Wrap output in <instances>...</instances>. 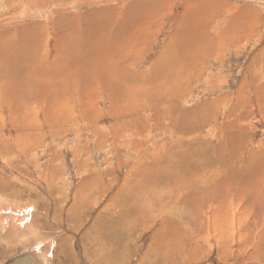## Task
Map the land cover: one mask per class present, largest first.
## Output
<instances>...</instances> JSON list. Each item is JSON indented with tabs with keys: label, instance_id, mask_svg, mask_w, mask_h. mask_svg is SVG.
Here are the masks:
<instances>
[{
	"label": "rangeland",
	"instance_id": "374dc122",
	"mask_svg": "<svg viewBox=\"0 0 264 264\" xmlns=\"http://www.w3.org/2000/svg\"><path fill=\"white\" fill-rule=\"evenodd\" d=\"M190 263L264 264V0H0V264Z\"/></svg>",
	"mask_w": 264,
	"mask_h": 264
},
{
	"label": "bare ground",
	"instance_id": "6f19581e",
	"mask_svg": "<svg viewBox=\"0 0 264 264\" xmlns=\"http://www.w3.org/2000/svg\"><path fill=\"white\" fill-rule=\"evenodd\" d=\"M132 50V49H131ZM131 54H132V51H129ZM134 62V61H133ZM153 64V63H152ZM106 68V67H105ZM105 70V69H104ZM110 72V71H109ZM111 75H112V73H110ZM109 75V74H108ZM106 76V75H105ZM108 80V79H107ZM102 84H103V86L104 85H110V83H108L107 81H106V79H102ZM8 91V90H7ZM132 91V90H131ZM105 92V91H104ZM84 94H86V92H84ZM90 94H88L87 96H83V95H81V100L83 99V106L86 108L87 106H90V105H92L93 104V102L92 101H88V96H89ZM92 96V95H91ZM125 96V95H124ZM43 98H45V97H43ZM92 98V97H91ZM47 101V100H46ZM55 103H56V99L54 98V97H52V99L50 100V106H48V107H46L48 104H49V101L48 102H44V101H40L39 103H38V107H39V109L40 108H42L43 107V104H44V108L46 107L48 110H50V113H51V115L52 116H59V117H63L64 115H65V112H64V110H61V111H57L55 108H54V106H56L55 105ZM81 103V102H80ZM81 105H82V103H81ZM115 105V104H114ZM120 106V105H119ZM66 108V107H65ZM87 110V109H86ZM45 111H47V110H45ZM48 112V111H47ZM69 116V112L67 111V113H66V116H65V119L67 118ZM22 117H23V115H22ZM20 115L19 116H14V118H22ZM12 118V117H11ZM49 119V118H48ZM63 119V118H62ZM47 120V119H46ZM22 121V120H21ZM64 121V120H63ZM66 121V120H65ZM26 122V121H25ZM30 123V122H29ZM64 124V123H63ZM113 145V144H112ZM118 145V144H117ZM134 146V145H133ZM114 153V152H113ZM115 154V153H114ZM115 158V157H114ZM179 158V157H178ZM177 158V159H178ZM179 160V159H178ZM169 161V160H168ZM170 163V162H169ZM173 163V162H172ZM171 163V164H172ZM166 164H168V163H166ZM167 166V165H166ZM171 167V166H170ZM173 167H171V170H173L172 169ZM178 169V168H177ZM78 171V170H77ZM173 171H175V170H173ZM165 172V171H164ZM169 172V171H168ZM171 172V171H170ZM179 172V171H178ZM141 174V173H140ZM138 175V174H137ZM140 176V175H139ZM170 176V175H169ZM177 176V175H176ZM176 176H173V177H176ZM180 179V178H179ZM182 179V178H181ZM176 180V179H175ZM88 182V181H87ZM178 182V181H177ZM139 185V184H138ZM179 185V184H178ZM162 189H163V187H162ZM166 189V188H165ZM169 189V188H168ZM185 191V190H184ZM160 194H161V192H160ZM152 197V196H151ZM155 199H157V198H155ZM149 202H150V197L147 199ZM148 201H147V203H146V206H147V210H145V211H143V214H144V216L145 215H147V214H149V209H150V206L151 205H149V203H148ZM143 202V201H142ZM180 204V203H179ZM158 205V203H153L152 204V206H157ZM178 205V204H177ZM192 206V205H191ZM180 207H182L181 205H180ZM184 207V206H183ZM196 207V206H195ZM223 207V206H222ZM145 208V207H144ZM174 209H176L175 207H174ZM173 209V210H174ZM222 209V208H221ZM152 210H153V207H152ZM154 210H156V207H155V209ZM154 210H153V212H154ZM172 210V211H173ZM209 210V209H208ZM153 212H150V217H148L147 219H144V221H147L148 222V219H150L151 218V216H152V214H153ZM178 213V212H177ZM216 214V213H215ZM214 214V215H215ZM210 215V214H209ZM213 216V215H212ZM154 218V217H153ZM206 218V217H205ZM216 219L218 218V217H215ZM124 219V218H123ZM195 219V218H194ZM208 219H209V217H208ZM207 218H206V220H208ZM138 220H142V219H139V218H137V217H135V220H134V222L132 223V228L131 227H129V230L128 231H131V230H134L133 228H134V225L137 223V221ZM196 220V219H195ZM212 221H214V220H212ZM129 222V221H128ZM193 222V221H192ZM204 222V221H203ZM211 222V221H210ZM168 223V222H167ZM202 223V222H201ZM212 223V222H211ZM225 223V222H224ZM109 224V223H108ZM125 224V223H124ZM205 224V223H204ZM226 224V223H225ZM130 225V224H129ZM195 225H196V223H195ZM206 225V224H205ZM223 225V224H222ZM114 226H115V228H117L118 230H120V229H122L123 228V226H121V224H119V225H117V224H115L114 223ZM219 226V225H218ZM108 228H114V227H112V226H110V224L108 225ZM204 229H205V227H204ZM116 230L115 229H113L112 231H111V233L110 232H105L104 234L109 238V239H113L114 241L116 240V239H118V238H120V237H118V238H114L113 237V235H114V233L113 232H115ZM210 231V230H209ZM213 232H214V230H213ZM121 233V232H120ZM187 233V232H186ZM122 235H125V234H123V233H121ZM161 235V234H160ZM197 235V234H196ZM204 235V234H203ZM207 235V234H206ZM180 236V235H179ZM209 236V235H208ZM217 236V235H216ZM202 237V236H201ZM200 237V238H201ZM204 237V236H203ZM230 237V236H229ZM199 238V237H198ZM199 238V239H200ZM208 237H206V239H207ZM219 238V237H218ZM203 239V238H202ZM221 239V238H220ZM223 239V238H222ZM166 240V239H165ZM188 240V239H187ZM210 240H211V237H210ZM216 240H218V239H216ZM107 241V240H106ZM117 241V240H116ZM120 241H122V238H120ZM154 241H155V239H154ZM175 241V240H174ZM191 241V240H190ZM192 241H194V240H192ZM201 241V240H200ZM222 241V240H221ZM221 241H217L216 242V244H218V242H221ZM211 242V241H210ZM195 244H197V243H195ZM202 244H204V242L202 243ZM188 245V244H187ZM191 245V244H190ZM205 245H207V243L205 244ZM197 248H198V246H197ZM114 249V248H113ZM116 249V248H115ZM184 249V248H183ZM193 249V248H192ZM199 249V248H198ZM152 250V249H151ZM194 250V249H193ZM226 251H227V249H225ZM199 252V251H198ZM180 254V253H179ZM191 254V253H190ZM222 254V253H221ZM192 255V254H191ZM196 255V254H195ZM188 256V255H187ZM186 256V257H187ZM189 257V256H188ZM182 261H183V259H182ZM188 261V260H187ZM191 264V263H190Z\"/></svg>",
	"mask_w": 264,
	"mask_h": 264
}]
</instances>
